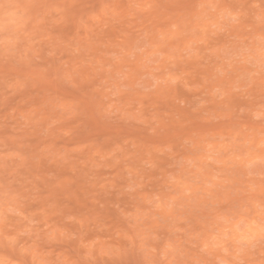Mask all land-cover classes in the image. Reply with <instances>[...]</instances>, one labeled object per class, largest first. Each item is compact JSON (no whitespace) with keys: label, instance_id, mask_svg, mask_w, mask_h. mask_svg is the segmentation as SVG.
<instances>
[{"label":"rangeland","instance_id":"rangeland-1","mask_svg":"<svg viewBox=\"0 0 264 264\" xmlns=\"http://www.w3.org/2000/svg\"><path fill=\"white\" fill-rule=\"evenodd\" d=\"M264 0H0V264H264Z\"/></svg>","mask_w":264,"mask_h":264},{"label":"snow or ice","instance_id":"snow-or-ice-1","mask_svg":"<svg viewBox=\"0 0 264 264\" xmlns=\"http://www.w3.org/2000/svg\"><path fill=\"white\" fill-rule=\"evenodd\" d=\"M261 231L264 232V227L261 228Z\"/></svg>","mask_w":264,"mask_h":264}]
</instances>
